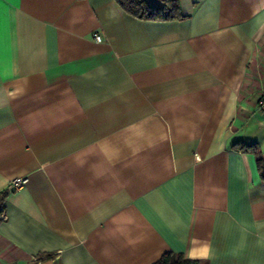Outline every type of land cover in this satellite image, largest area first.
Returning a JSON list of instances; mask_svg holds the SVG:
<instances>
[{"label": "crops", "instance_id": "crops-1", "mask_svg": "<svg viewBox=\"0 0 264 264\" xmlns=\"http://www.w3.org/2000/svg\"><path fill=\"white\" fill-rule=\"evenodd\" d=\"M178 5L0 0V264H264V0Z\"/></svg>", "mask_w": 264, "mask_h": 264}, {"label": "trees", "instance_id": "trees-1", "mask_svg": "<svg viewBox=\"0 0 264 264\" xmlns=\"http://www.w3.org/2000/svg\"><path fill=\"white\" fill-rule=\"evenodd\" d=\"M115 1L125 12L140 19H171L178 18L180 16L178 0H164V7L148 5L145 0ZM250 147H253V145L240 143L238 149L248 150L250 149ZM256 161L258 167L261 168V156L258 153H256ZM1 201L2 200L0 199V203ZM152 264H207V262L199 259L185 257L182 253L166 251L160 256L157 261Z\"/></svg>", "mask_w": 264, "mask_h": 264}, {"label": "built area", "instance_id": "built-area-1", "mask_svg": "<svg viewBox=\"0 0 264 264\" xmlns=\"http://www.w3.org/2000/svg\"><path fill=\"white\" fill-rule=\"evenodd\" d=\"M94 39L96 41H100L101 38H100L99 35H95L94 36ZM257 109H258V111L260 113L264 114V95H262V97L259 99L258 105H257ZM11 185L14 188H17V187L21 186L22 185V179H14L12 181V184ZM0 217H4V215L3 214H0Z\"/></svg>", "mask_w": 264, "mask_h": 264}]
</instances>
